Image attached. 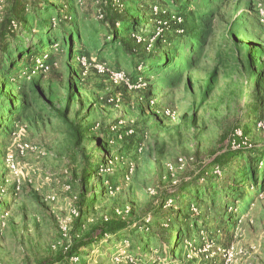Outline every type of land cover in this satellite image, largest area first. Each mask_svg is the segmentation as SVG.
<instances>
[{"label":"rangeland","instance_id":"1","mask_svg":"<svg viewBox=\"0 0 264 264\" xmlns=\"http://www.w3.org/2000/svg\"><path fill=\"white\" fill-rule=\"evenodd\" d=\"M92 1L74 0L79 16L95 19L97 7ZM26 2L28 13L32 12L33 4L47 6L50 3L52 7L48 12L53 16L57 12L62 20H69L65 0ZM8 5V0H0V21ZM236 5L235 12L232 5L227 8L224 20L233 13L235 17L244 9L257 10L258 19L264 26V0H237ZM130 8V11H136ZM147 16L153 18L149 13ZM223 21L218 24L215 21L216 31L207 49L209 60L193 71L191 92L182 86L172 92L151 89L140 75L141 64H137L139 72L133 79L139 81L141 78V85L124 91L121 84L113 83L94 66L105 63L109 70L130 76L129 58L109 48L91 50L86 44L81 53L77 52L79 47L73 49L71 65L79 70L78 62L85 59L88 70L81 64L84 80L78 84L79 90L70 101L69 117L78 115L82 124L89 126L88 135L95 138L86 139L75 147L65 126L40 112L32 123L17 121L3 143L0 140V203H3L0 205V264H142L143 261L145 264H168L155 247L135 251L128 237L133 232L134 235H147L151 228L174 224L165 212L171 209L175 212L179 208L191 217H197L202 224L199 230L201 244L185 238L180 247L184 262L264 264V192L259 193L242 213H238L237 203L229 205L227 197L224 198L225 192L220 194V206L223 204L227 212H234L237 217L231 231H228L227 223L214 230L216 220L210 222L211 215L201 217L198 206L204 202L193 199L194 194L198 192L199 195L208 188L210 177L221 181L225 177L224 171L213 163V158L229 146L238 148L230 130L245 120L244 106L248 98L240 93L239 84L243 77L229 69L230 65L226 70H220L214 91L204 103H199L198 87L212 66L215 50L223 49L229 43L223 38ZM147 23L150 21L142 25L141 31ZM238 29L252 37L245 22H238ZM32 32L33 36L25 34L20 42L25 45L35 42L38 29L34 27ZM151 32L148 41L145 39L147 47L161 29L152 27ZM21 33H25L24 28ZM134 33L141 40L140 31ZM53 48V68L38 66L42 68L40 71L34 66L32 74L39 72L42 82L51 78L56 96L53 100L62 108V82L68 76L64 67L66 54L56 50V44ZM37 59L40 58L36 57L35 62ZM3 100L4 97H0V102ZM167 109L175 112L173 117L163 114ZM185 114H194L195 123L183 119ZM2 115L4 117L1 111L0 117ZM252 130L242 136L241 129L236 128L234 134L241 137L243 146L260 145L264 140V119ZM225 132L227 136H224ZM96 138L101 141L100 148L96 147ZM24 144L28 150L20 153L17 145ZM80 150L93 155L92 160L97 164L94 178L99 177L100 183L95 184L91 205L81 207L78 199L84 160ZM9 155L12 156L11 166L7 162ZM233 170L229 171L223 186L230 183ZM254 188L250 184V190ZM92 192L88 188L84 195L91 197ZM77 219L82 230L115 219L126 222L127 226L113 236L105 233L68 257V250L79 233ZM206 228L214 231L207 236Z\"/></svg>","mask_w":264,"mask_h":264},{"label":"trees","instance_id":"2","mask_svg":"<svg viewBox=\"0 0 264 264\" xmlns=\"http://www.w3.org/2000/svg\"><path fill=\"white\" fill-rule=\"evenodd\" d=\"M8 1L6 14L0 21V97H4L0 102V112L4 113V117L3 115L0 117L1 143L14 129L17 121L26 120L32 123L41 112L65 126L75 147L80 146L86 139L95 138L88 135L90 128L87 124H82L78 115L69 117L70 101L79 90L78 84L84 80L81 63L78 62L79 70L71 65V53L75 47H79L78 53H81L85 44L95 51L113 49L117 54L129 58V66H132V74L129 76L131 80L134 79L135 73L139 72L137 64H141L140 75L148 81L151 89L172 92L182 86L191 92L193 71L198 70L200 63L209 60L207 49L216 31L215 21L217 24L223 21L225 12L231 5L232 11L235 12L237 8V0H152L150 3L157 6V11L154 12L149 2L134 0L128 1L122 12L105 5L102 7L103 17L92 19L88 16H79L74 8V0H65L69 15L67 21L58 17L60 14L57 12L56 16L48 12L52 7L50 3L47 6L33 4L32 12L28 13L25 9L26 0ZM129 7L136 11H130ZM40 9L42 10L39 11ZM148 13L150 17L153 15L152 19H149ZM233 14L223 21L225 24L222 29L224 40H228L230 44L227 43L225 48L218 47L215 50L212 66L198 87V95L199 103H204L218 84L220 70H226L230 65L229 69L239 72L243 77L239 84L240 93L248 98L244 106L246 121L244 120L242 124L236 123L231 130H226L233 131L232 136L237 140L238 148L229 146L213 158L216 167L224 171L223 180L210 177L207 180L208 188L199 195L198 192L193 195L196 202L200 199L204 202L198 206L202 213L201 217L209 218L211 215L209 221L216 220L214 230L221 229L220 227L227 223L228 231L235 228L237 217L234 212H227L223 204L220 206L218 202L220 194L225 192L224 198L227 197L229 205L237 203V211L242 213L249 208L259 193L264 192V140L260 145L247 147L241 144V137L234 134L236 128L241 129L242 136L250 134L253 131L252 127L264 119V26L258 19L257 10L244 9L235 17ZM53 18L56 19V24ZM147 21L150 23L141 31L142 25ZM240 21L247 24L252 37L238 29ZM34 27L39 32L37 40L28 45L21 43L20 40L25 34L28 37L33 36ZM152 27H159L161 32L154 37L150 47H147L145 42L148 36L152 35ZM22 28L25 33H21ZM134 31H140V41L134 37L136 35ZM54 44L58 47L56 50L64 51L66 54L64 67L68 76L62 82L64 89L62 108L56 106L53 100L56 96L53 94L54 82L51 78L42 82L39 72L32 74L33 67L36 66V57L40 58L43 67L53 68ZM120 87L127 91L125 85ZM261 89L262 92H259ZM194 117V114L183 115V119L190 120L192 124L195 123ZM226 134L227 132L224 136H227ZM95 143L96 147L100 148L99 138H96ZM80 152L84 160L78 199L81 207L83 204L91 205L95 197V186L100 183L99 177L94 178L97 164L92 160L93 155L86 154L83 150ZM232 169L234 170L230 183L223 186ZM250 184L255 187L253 191L250 190ZM88 188L93 190L91 197L84 195ZM2 204L1 202L0 205ZM165 214L175 221L174 224L151 228L147 235H134L133 232L128 239L131 240L134 250L144 251L155 247L167 259L168 264H193L190 260L183 261L184 253L180 247L185 238L201 244L199 230L202 224L196 220L197 217H191L180 208L175 212L172 209L168 210ZM80 224L77 219L76 228L79 233L74 238L72 248L68 250V257L105 233L113 236L127 226L126 222L120 219L108 220L86 230H82ZM214 230L206 228L205 234L208 236ZM59 256L61 257V254ZM141 263L145 264L144 261Z\"/></svg>","mask_w":264,"mask_h":264},{"label":"built area","instance_id":"3","mask_svg":"<svg viewBox=\"0 0 264 264\" xmlns=\"http://www.w3.org/2000/svg\"><path fill=\"white\" fill-rule=\"evenodd\" d=\"M128 1H134V0H93L92 3L94 5H96V7H97V9H96V18L97 19H101L103 17V8H102L103 6L109 5L113 9H115L116 11L122 12L123 9L126 6V3ZM152 9H153L154 12H156L157 11V6L155 4L152 5ZM53 22H56L55 18H53ZM134 37H136L137 41H140L139 37H137L136 35ZM85 62L86 61L84 59V60L81 61V64L84 66V68L87 69V67H86L87 64ZM35 63H36V67H38V66L43 67L42 61L40 59L39 60L37 59V61ZM94 67H95V69L98 72L105 73L113 83L125 85L129 89H132V88H135V87H139L141 85V83H142L141 82V78L139 79V81L138 80L137 81L136 80H131L130 77L126 76V74H124L123 72L109 70L105 66V63L97 64ZM150 103H153L152 100H150ZM163 114L166 115V116H172L173 117L175 112L170 110V109H167V110L163 111ZM130 132H132V130H130ZM27 148L28 147H27L26 144L17 145V149H18V151L20 153H24L26 150H28ZM7 162L11 166V163H12V156L11 155H9L7 157Z\"/></svg>","mask_w":264,"mask_h":264}]
</instances>
